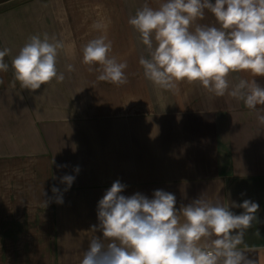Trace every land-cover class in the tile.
Listing matches in <instances>:
<instances>
[{"label":"crops","instance_id":"obj_1","mask_svg":"<svg viewBox=\"0 0 264 264\" xmlns=\"http://www.w3.org/2000/svg\"><path fill=\"white\" fill-rule=\"evenodd\" d=\"M147 2L156 8L162 0ZM144 3L0 0V50H11L9 70L0 72V264H80L90 229L99 225L98 201L117 180L125 196L172 193L177 209L202 198L240 214L233 203H258L245 254L264 264V126L243 101L198 82L164 90L145 78V46L128 24ZM96 22L104 28L94 29ZM198 23L216 21L206 11ZM44 33L63 42L57 69L65 79L23 89L12 58L30 36ZM102 34L112 41L110 55L127 62L124 85L97 80L99 65L89 71L82 62L83 47ZM228 79L234 85L254 77ZM255 79L264 87V77ZM65 175L75 177L70 187L61 182Z\"/></svg>","mask_w":264,"mask_h":264},{"label":"clouds","instance_id":"obj_2","mask_svg":"<svg viewBox=\"0 0 264 264\" xmlns=\"http://www.w3.org/2000/svg\"><path fill=\"white\" fill-rule=\"evenodd\" d=\"M206 11L216 24L198 23ZM128 24L145 46L147 55H141L139 64L153 85L174 90L178 82H198L216 96L243 101L264 126V107H258L264 106V87L255 79L264 77V0H162L156 8L145 0ZM93 28L104 25L96 22ZM62 48L55 35L30 36L11 61L20 87L37 90L54 79L62 82L64 74L57 69ZM10 52L0 50V72L9 70L5 57ZM111 52L112 41L107 34L99 35L83 47L82 62L89 71L99 65L97 80L124 85L127 62H118ZM67 69L75 71L71 64ZM239 72L254 79L230 85L229 75ZM74 179L65 175L61 182L70 187ZM125 187L113 182L98 201L99 225L90 229L93 235L80 264H256L245 254L244 235L257 222L258 203H233L243 209L240 214L219 200L202 198L177 209L172 193L155 190L151 199L139 192L125 196ZM52 192L60 189L54 186ZM56 202L63 200L58 196ZM44 203L46 207L48 201ZM97 231L102 237L94 235Z\"/></svg>","mask_w":264,"mask_h":264}]
</instances>
